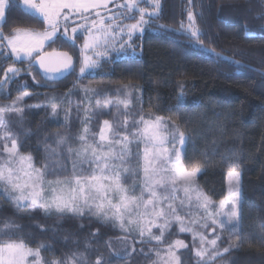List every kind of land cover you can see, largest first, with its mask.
Here are the masks:
<instances>
[{"label": "snow or ice", "instance_id": "obj_1", "mask_svg": "<svg viewBox=\"0 0 264 264\" xmlns=\"http://www.w3.org/2000/svg\"><path fill=\"white\" fill-rule=\"evenodd\" d=\"M188 2L187 22L181 20L173 29L157 23L163 17L162 0H0V98L10 99L13 84L23 92L0 103V206L14 209L13 217L0 222V264H135L136 255L147 264H234L226 257L243 245L242 173L228 167L227 194L217 203L199 183L213 162L205 153L189 155V142L195 147L192 130L159 110L145 113L142 95H134L141 88L124 85L115 94L79 88V129L71 131L76 85L105 63H114L115 56H136L137 40L150 28L183 36L226 64L232 75L246 70L242 61L204 46L192 0ZM16 9L35 26L20 20L9 24ZM81 39L73 88L61 97L45 95L43 103L28 104L38 94L25 90L27 82L20 80L31 77L44 86L75 72L76 58L63 48L75 50ZM185 88L183 82L177 84L170 112L182 106ZM31 109H50L53 120L63 112L61 126L68 131L38 138L35 148L26 145L31 130L23 136L14 131L11 117L15 114L22 127L25 111ZM113 109V119L100 120ZM238 163L222 158L216 166ZM52 217L56 224L42 222ZM21 219L33 221L40 234L54 236L62 230L60 222L70 219L81 221V230L88 220L110 231L97 227L82 246L74 233H66L63 241L72 247L57 255L51 245L33 244L36 233L26 234L17 222ZM224 233L239 242L224 246ZM93 242H103L108 258L93 249Z\"/></svg>", "mask_w": 264, "mask_h": 264}, {"label": "trees", "instance_id": "obj_2", "mask_svg": "<svg viewBox=\"0 0 264 264\" xmlns=\"http://www.w3.org/2000/svg\"><path fill=\"white\" fill-rule=\"evenodd\" d=\"M163 17L157 23H163L176 29L181 20L187 22L188 0H162ZM192 11L197 19V26L204 34V46L214 48L222 55L242 61L246 70L240 75H232V69L226 64L216 61L198 48L192 46L183 36L167 34L150 28L137 40V55L115 56L114 63H105L94 73L84 76L76 85L72 96L81 99L79 88L83 86L98 87L111 90L132 85L141 88L142 93L134 95L143 99L142 107L147 113L151 108L159 110V114L171 117L181 127L192 130L195 147L190 141L189 155L198 158L205 153L210 164L199 177V183L216 202L223 199L226 190V172L228 167H235L242 173L243 208L242 234L243 245L226 257L234 264H264V243L260 237L264 235V0H192ZM20 20L24 24L35 26V21L22 14L20 9L13 10L9 16V24ZM75 50L67 47L76 58V70L59 83H46L37 86L31 77L26 80L25 90L37 93L27 100L28 104L43 103L45 95L63 96L72 89L76 77L79 76V44ZM56 47V45H53ZM51 51V48L48 49ZM3 73L0 72V75ZM186 85L182 106L175 112H170L176 104L177 84ZM11 87L10 99L0 98V103H9L22 91H17V85ZM140 105L137 106V109ZM115 109L100 117L113 119ZM15 114L11 117L13 130L23 133L31 130V137L25 142L35 148L37 139L45 136L53 137L57 132L68 131L62 127L63 112L57 120L50 117V109L26 110L23 126H17ZM79 129V120L73 116L71 131L74 134ZM235 152V156H233ZM238 159L237 165L217 167L221 159ZM14 209L10 204L0 206V222L13 217ZM23 216V213H15ZM25 233L35 232L33 244L45 243L51 245L57 255H63L72 247L71 242L65 244L63 235L74 233L83 245L90 231L101 227L102 231H110L102 226L70 219L60 222L62 230L57 235L52 232L40 234L33 228V221L21 219L17 221ZM49 226L57 223L56 218L42 221ZM103 239H107L104 237ZM189 239V238H188ZM224 246L239 242L235 236L232 239L223 238ZM115 242V241H114ZM93 249L104 252L108 258L109 250L103 242H93ZM47 255V254H46ZM50 258V257H49ZM95 256L93 255V260ZM115 261L116 258L112 257ZM135 264H147L143 257H133ZM124 264H133L125 261Z\"/></svg>", "mask_w": 264, "mask_h": 264}, {"label": "rangeland", "instance_id": "obj_3", "mask_svg": "<svg viewBox=\"0 0 264 264\" xmlns=\"http://www.w3.org/2000/svg\"><path fill=\"white\" fill-rule=\"evenodd\" d=\"M93 88H98V87H93ZM120 88H122V87H120ZM116 89H118V88H115L114 89V92H115V90ZM72 100H73V105L75 106V104L78 102V100L76 99V98H74V97H72ZM10 103V102H9ZM226 190H227V185H226ZM227 194V193H226ZM218 203V202H217ZM229 238V236H228V234L227 233H224V235H223V238ZM189 240H190V237H189ZM229 244H233V243H229ZM228 244V245H229Z\"/></svg>", "mask_w": 264, "mask_h": 264}, {"label": "water", "instance_id": "obj_4", "mask_svg": "<svg viewBox=\"0 0 264 264\" xmlns=\"http://www.w3.org/2000/svg\"><path fill=\"white\" fill-rule=\"evenodd\" d=\"M70 75H71V74H70ZM70 75H67L65 78H63V79H59V80H57V81H55V82L49 81V82H47V83H59V82L65 80V79H66L67 77H69Z\"/></svg>", "mask_w": 264, "mask_h": 264}]
</instances>
